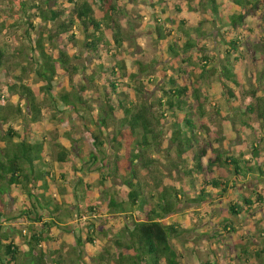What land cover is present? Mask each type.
<instances>
[{
	"label": "trees",
	"instance_id": "1",
	"mask_svg": "<svg viewBox=\"0 0 264 264\" xmlns=\"http://www.w3.org/2000/svg\"><path fill=\"white\" fill-rule=\"evenodd\" d=\"M231 2L236 9L237 7L250 9L254 6L252 0ZM157 3L161 6V12L165 14L162 6L164 1L157 0ZM207 3L210 14L216 17L218 23L231 28L242 24L247 15L234 9L233 14L227 19L223 17L224 6L220 0H207ZM0 10H3L7 17H14L16 21L23 20V23H26V37L33 43L28 65L29 63L34 65L38 84L35 86L19 78L18 82L10 83L7 87L9 91H16L25 100L29 121L41 122L44 100L39 98L48 97L47 101L53 111L59 107L58 104H63L67 110L80 115L87 136L75 137L77 126H71L67 132L69 139L78 147H84V142H92L91 145L103 153L105 147L109 145L114 148L110 169L122 186L119 193L107 188L109 186L111 188L113 182L112 174L109 173L100 174L95 187L82 176L75 186L84 194L91 196L99 194V206L97 204L88 206L91 212L103 207L106 214H122L129 220L125 223L122 233L113 238V249L103 248L93 264H181V256L171 243V239L179 237L182 231L176 223L165 222V218L177 210L178 203L185 202L186 194L184 189L177 188L172 181L165 183L166 176L158 171L155 165L158 160L154 157L162 151V144L165 141L163 119L166 116L176 117L167 139L174 145L179 161L172 165L174 168L182 169L191 183V196L188 198L190 201L211 202L215 194L207 190L208 188L219 190L218 193L221 195L236 187L240 179L264 178V164L257 162L259 148L253 147L248 158L245 154H230L229 150L223 147L224 132L212 135L211 127L208 128L205 124L203 126L210 140L204 147H200L196 134L197 126L191 114L193 111L198 117L207 115L206 89H209L207 85L211 83L210 78L217 77L216 80L219 82L213 83V86L220 92L225 103L231 104L229 99L237 98L236 90L228 83L238 85L241 80L237 70L243 58L240 38L225 41V55L220 68L217 69L211 65L208 54L197 56L198 62L194 64L188 58H182L183 54L196 47V44L189 38V32L179 26L178 29L188 38L180 50L175 44L170 43L167 49L174 57H180L182 63L187 62L193 67V80L190 84L178 81L180 75L187 72V68L182 69L183 67L179 66L178 75L175 76L167 75V70L161 68L158 72V77L163 79L161 96L150 100L145 93L153 80L140 75L147 74L153 64L144 65L138 62L137 73L128 71L122 56L124 38L117 0H0ZM36 18L40 20V24L47 27L41 29L40 24L36 26L34 22ZM168 19L155 17V22L158 25L160 21ZM183 23L184 21L180 20V24ZM4 27L5 24L1 21L0 31ZM76 29L82 35L80 43L83 54L95 55L104 48L111 57L110 74L113 79L109 83L110 90L105 86L103 95L97 91L92 92L89 97L84 96L87 83L97 82L96 76L86 71V64L83 66L84 71H81L80 64L75 62L81 59L78 54H71L56 44L64 39L77 43ZM157 29L160 36H163L158 26ZM34 31L36 36L32 37ZM194 34L198 38H203L204 31L200 27L194 28ZM259 55L264 59V48L260 49ZM7 60L6 48L0 44V77ZM80 72L84 77L82 81L77 82ZM124 77L128 78V82L120 89L118 81ZM57 78L65 79L54 86ZM93 104H97L96 109ZM219 106L220 103H215L214 109L219 111L217 110ZM248 109L251 113L256 112L264 125V98L258 96L256 104L249 105ZM16 111H21L20 106L16 107ZM54 116L55 114L52 115L53 118ZM84 117H87L85 121ZM0 121L7 122V113L1 104ZM241 122L245 124L244 120ZM110 127L112 130H109ZM45 143L44 139L36 138L27 131L20 134L11 127L7 128L5 134H0V216L5 215L1 204L3 195L25 194L32 202L30 207L28 204L25 205L21 214L33 222L26 226L24 234L22 232L20 243L15 242L13 238L9 239L8 233L0 223V264H49V258L54 264L76 262L72 259L67 262L64 259L62 250L56 246V238L51 234L52 228L61 227L58 214L62 208L53 202L54 198L51 195L52 185L62 175L56 174L46 161ZM216 144L219 146L215 147ZM189 152L192 153L190 162L192 165H189L186 159ZM87 154L88 163L101 161L95 152L87 151ZM66 155L67 148L63 147L58 151L59 161H64ZM204 158H207L206 172L209 179L201 178L196 184L195 177L204 172ZM167 175L171 176L170 173ZM254 194L255 199L264 202L260 192ZM245 202L253 204L250 197H247ZM236 208L239 211H236ZM250 209L239 204H230L228 215L234 216ZM45 210L48 211L49 218L42 215ZM223 219L226 221L224 228H232L233 220L225 216ZM87 231L86 241L92 244L97 230L91 224ZM77 241L80 243V238Z\"/></svg>",
	"mask_w": 264,
	"mask_h": 264
},
{
	"label": "rangeland",
	"instance_id": "2",
	"mask_svg": "<svg viewBox=\"0 0 264 264\" xmlns=\"http://www.w3.org/2000/svg\"><path fill=\"white\" fill-rule=\"evenodd\" d=\"M163 1L162 6L165 14L161 12V6L157 0H117L120 8L119 21L124 38L122 56L126 61L128 71L137 73L138 62L144 65L153 64L151 69L146 72L147 74L140 75V77L152 78L153 81L148 85L145 96L150 100H155L162 93L163 79L158 77L161 68L166 69L169 76H175L179 66L183 67L182 69L187 68V72L181 74L178 81L190 84L193 80V67L189 66L187 62L182 63L180 57H174L167 49L170 43L175 44L180 50L188 38L184 32L178 29L179 26L189 32V38L196 44V47L185 52L182 58H188L194 64L198 62L197 56L208 54L211 58V65L217 69L223 62L225 41L230 38H240V50L243 58L240 60L237 70L241 80L238 85L233 82L228 83L236 90L237 98H230L231 104L225 103L220 92L213 86V83L219 82L218 79L216 80L217 77L210 78L211 83L209 82L207 85L209 89L205 90L208 97L205 102L207 115L198 117L193 111L191 114H193L197 126L196 134L200 147H204L205 143L210 140L203 126L205 124L208 128L211 127L212 135L213 133L219 135L220 131L224 132L223 147L229 150L230 154H245L248 158L251 155L250 151L256 146L259 148L257 162L264 164V125L257 117L256 112L248 111V106L255 105L258 96L264 98V59L259 55L260 49L264 48V0H252L254 6L250 9H245V7L236 9L231 0H220L224 6V18L228 19L234 9L236 12L247 14L242 24L236 28L219 24L216 17L210 14L207 0ZM189 1L192 2L189 3ZM62 4L65 5V3ZM155 17L169 19L160 21L157 25ZM180 20L184 21L182 25ZM1 21L4 22L5 27L0 31V44L5 46L8 60L0 77V104L7 113V122L0 121V134H5L7 128L11 127L20 134L27 131L36 138L45 140L46 161L56 174L62 175L52 185L51 195L54 198L53 202L62 208L58 214L61 227L52 228L51 234L56 238V246L62 250L67 262L72 259L76 261L75 264H93L103 248L113 249V238L122 233L125 223L129 220L122 214H106L103 207L91 212L88 206L95 204L99 206V194L94 196L84 194L75 186L79 177L82 176L85 181L95 187L100 174L109 173L112 174L111 181L113 182L111 188L110 186L107 188L114 192H120L122 188L120 181L110 169L114 148L112 149L107 143L109 147H105L103 153V151L96 150L91 145L92 142L84 141V147H78L75 142L69 139L67 132L71 126H77L75 131L77 136L75 137L87 136L80 115L67 110L63 104H58L59 107L53 111L51 104L47 101L48 97L41 96L39 98V100H44L41 122L29 121L27 118L28 106L25 100L16 91H9L7 87L10 83L18 82L19 78L23 82H29L35 86L38 84L34 65L30 63L28 65V56L32 54L33 43L26 37V23H23V20L16 21L14 17H7V14L0 10ZM34 22L36 26L40 24L38 18L34 19ZM157 26L161 29L163 36H160L157 31ZM46 27L47 25L40 24L41 29ZM198 27L204 31L203 38H198L194 34V28ZM35 36L36 31L32 33V37ZM75 36L78 40L77 43L64 39L61 43L56 44L71 54H78L81 59L75 62L80 64L81 71H84L83 66L86 64V71L96 76L97 82L87 83L84 96L89 97L92 92L97 91L103 95L102 91L105 86L110 90L109 83L113 79L110 74L111 57L104 48L95 55L83 54L80 43L82 35L77 29ZM83 77L84 74L80 72L77 82L82 81ZM64 79L57 78L54 86ZM127 82V77L119 80L120 89ZM215 103H220L219 109H217L220 112L214 109ZM17 106H20V112L16 111ZM92 106L96 109L97 104ZM85 118L87 117H84V121ZM175 119L176 117L169 116L163 119L165 141L162 144V151L155 154L154 157L158 160L155 164L158 171L166 176L164 177L165 183L168 184L172 181V184L174 183L177 188L184 189L186 194L185 202L178 203L177 210L165 218V222L176 223L182 231L179 237L171 239V243L181 256V264H264V202L254 198L255 192H260L264 197V178L240 179L236 187L230 188L221 195L218 193L219 190L208 188L207 190L215 194L211 202L190 201L188 198L191 196V183L188 180V175L182 172V169L174 168L172 165L179 161L174 145L167 139ZM241 120H244L245 124ZM87 124L90 125L89 119ZM109 130H112V127ZM63 147L67 148V155L64 161H59L58 151ZM87 151L98 154L101 161L88 163L86 160ZM191 158L192 153L189 152L186 157L189 165H192ZM206 162L207 158H204V172L195 177L196 184L200 182L201 178L209 179ZM168 173L171 176H168ZM148 180L150 181V178ZM247 197L253 200V204L245 202ZM1 200L5 215L0 216V223L8 233L9 239L13 238L15 242L20 243L22 242V232L25 233L26 226L33 224L26 215L21 214V210L26 204L30 207L32 200L25 194H5ZM230 204H239L243 208L250 207L251 209L231 216L228 215ZM236 211L239 209L236 208ZM42 215L45 218L50 216L47 210L43 211ZM224 216L233 220L231 221L232 228H224L226 223L223 219ZM229 222L227 221V223ZM91 224L97 230L93 236L92 244L86 241L88 226ZM78 238L81 240L80 243L77 241ZM22 245L27 248L25 244ZM48 262L54 264L51 258Z\"/></svg>",
	"mask_w": 264,
	"mask_h": 264
}]
</instances>
